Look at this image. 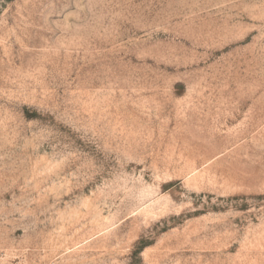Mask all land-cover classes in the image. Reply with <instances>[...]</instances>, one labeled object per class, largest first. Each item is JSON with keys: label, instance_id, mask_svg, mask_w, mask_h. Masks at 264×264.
Instances as JSON below:
<instances>
[{"label": "rangeland", "instance_id": "obj_1", "mask_svg": "<svg viewBox=\"0 0 264 264\" xmlns=\"http://www.w3.org/2000/svg\"><path fill=\"white\" fill-rule=\"evenodd\" d=\"M0 264H264V0H0Z\"/></svg>", "mask_w": 264, "mask_h": 264}]
</instances>
